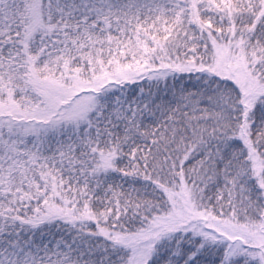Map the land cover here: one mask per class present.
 <instances>
[{"label": "snow or ice", "instance_id": "1", "mask_svg": "<svg viewBox=\"0 0 264 264\" xmlns=\"http://www.w3.org/2000/svg\"><path fill=\"white\" fill-rule=\"evenodd\" d=\"M0 264H264V0H0Z\"/></svg>", "mask_w": 264, "mask_h": 264}]
</instances>
